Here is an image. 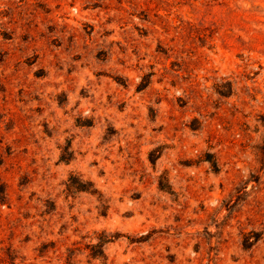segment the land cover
Listing matches in <instances>:
<instances>
[{
	"label": "rangeland",
	"instance_id": "374dc122",
	"mask_svg": "<svg viewBox=\"0 0 264 264\" xmlns=\"http://www.w3.org/2000/svg\"><path fill=\"white\" fill-rule=\"evenodd\" d=\"M0 264H264V0H0Z\"/></svg>",
	"mask_w": 264,
	"mask_h": 264
}]
</instances>
